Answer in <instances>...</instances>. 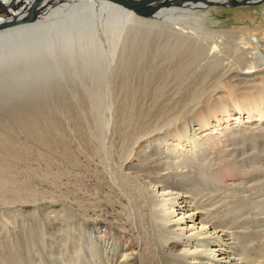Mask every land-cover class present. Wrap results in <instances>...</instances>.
Masks as SVG:
<instances>
[{
    "label": "bare ground",
    "instance_id": "bare-ground-1",
    "mask_svg": "<svg viewBox=\"0 0 264 264\" xmlns=\"http://www.w3.org/2000/svg\"><path fill=\"white\" fill-rule=\"evenodd\" d=\"M21 1L22 13L0 23L25 17L32 3L0 0L8 8ZM215 1L186 0L143 16L110 0H44L34 22L0 29V62L7 64L0 69L32 67L41 80L55 75L60 82L65 73L69 81L91 78L77 74L99 57L89 53L75 58L71 49H51L70 30L84 37L102 21L122 24L125 49L135 56L124 61L122 82H137L138 90L124 94L137 104V112L118 113L105 139L106 187L129 211L136 231L130 235L111 218H106V231L97 235L92 225H81L91 231L90 249L68 264H84L92 256L89 264H264V227L249 226L264 222L257 217L264 212V65L248 70L253 66L244 64V49L231 46L230 36L207 32L202 15L193 14ZM253 55L260 66L264 53L258 49ZM250 80L258 81L251 85L253 93L241 92L247 87L239 85ZM242 112L246 122L253 116L259 121L241 128L226 124L221 135L201 134L212 118L220 123L236 115L239 122ZM181 144L185 148L177 149ZM14 157L24 155L12 149L0 152V172L12 169L3 161ZM9 181V176L0 180V191ZM19 192L11 195L13 202ZM28 228L24 234L36 244L32 233H44L45 226ZM15 236L8 239L13 264H22L24 257L30 264H54L55 259H43L42 245L21 244Z\"/></svg>",
    "mask_w": 264,
    "mask_h": 264
},
{
    "label": "rangeland",
    "instance_id": "rangeland-1",
    "mask_svg": "<svg viewBox=\"0 0 264 264\" xmlns=\"http://www.w3.org/2000/svg\"><path fill=\"white\" fill-rule=\"evenodd\" d=\"M24 4L25 1H21L10 8L0 5V19L18 15L19 11L22 13ZM193 14L202 15L207 32L230 36L231 46L244 49V64L253 66L248 70H257L264 65V61L257 65V58L253 55L258 49L264 53V0L237 7L210 6ZM70 31L68 38L62 36L63 39L54 40L51 51L61 53L71 49L75 58L89 53L99 57V61L90 67L84 66L77 74L86 73L91 78L69 81V75L65 73L63 81L56 82L55 75L41 80L39 72L32 67L20 65L7 72L0 69V152L12 149L16 155H24L21 159L14 157L3 161L12 169L0 172V180L7 176L11 179L6 189L0 191V244H3L0 245V264H13V259L9 260L8 242L10 237H16L15 234L21 244L42 245L44 260L55 259L52 260L54 264H68L79 252L90 249L87 242L91 231L81 225H92V234L97 235V231H106V218H111L125 226L130 235L132 230L136 231L129 211L106 187L105 139L118 113L137 112V104L125 100L124 94L138 90V84L135 80L129 85L122 82L124 61L135 60V56L129 55L125 49L122 24L111 26L102 21L84 37L77 36L76 30ZM51 43L48 42V48ZM3 64L0 62V68ZM36 70L40 71L39 68ZM257 82H242L239 87L247 88H240V91L253 93L251 85ZM246 115L242 112L239 122H236V115L223 118L220 123L212 118L208 129L201 134L213 132L221 135V128L226 124L241 128L259 121L258 116H253L246 122ZM181 145L177 149L186 146ZM256 180L257 176L248 182ZM260 180H264L263 175ZM18 191L20 198L13 202L11 195L18 194ZM246 216L249 214L242 217ZM257 217L264 220V212ZM40 224L45 226L44 233L39 229ZM29 225L39 229L36 234L32 233L36 244L25 236ZM249 226L251 229L263 228L264 222ZM52 242L55 245L49 246ZM50 248L53 250L49 251ZM83 260L84 264H89L93 256L90 260ZM22 264H30V260L26 261L24 257Z\"/></svg>",
    "mask_w": 264,
    "mask_h": 264
},
{
    "label": "water",
    "instance_id": "water-1",
    "mask_svg": "<svg viewBox=\"0 0 264 264\" xmlns=\"http://www.w3.org/2000/svg\"><path fill=\"white\" fill-rule=\"evenodd\" d=\"M44 0H32L30 7L28 8L27 14L21 19H9L0 23V29H4L10 26L18 25L21 23H29L34 21L37 11ZM121 4L122 6L132 9L136 14L148 16L155 11H158L165 6H181L186 0H110ZM164 3V4H162ZM215 6L222 7H237L248 4V0H226V1H215ZM164 5V6H163Z\"/></svg>",
    "mask_w": 264,
    "mask_h": 264
}]
</instances>
